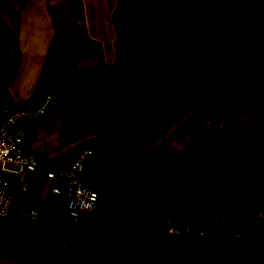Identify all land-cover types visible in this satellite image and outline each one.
Listing matches in <instances>:
<instances>
[{"label":"crops","instance_id":"1","mask_svg":"<svg viewBox=\"0 0 264 264\" xmlns=\"http://www.w3.org/2000/svg\"><path fill=\"white\" fill-rule=\"evenodd\" d=\"M202 1L0 0V113L51 93L45 114L14 125L22 145L45 169L91 147L81 181L99 191L73 221L44 174L28 171L25 190L14 180L0 264H56L157 223L264 239L246 180L264 139V0Z\"/></svg>","mask_w":264,"mask_h":264},{"label":"rangeland","instance_id":"2","mask_svg":"<svg viewBox=\"0 0 264 264\" xmlns=\"http://www.w3.org/2000/svg\"><path fill=\"white\" fill-rule=\"evenodd\" d=\"M211 2L203 0L201 5L208 6ZM131 5L134 9L135 2L131 1ZM214 6L215 3L211 7ZM243 132L250 134V142L257 141L250 129ZM256 151V171L246 175V180L256 181L258 194L264 201V139ZM56 260V264H264V239L197 241L167 232L164 225L157 223L115 234L104 242L85 240L84 248L78 254H65Z\"/></svg>","mask_w":264,"mask_h":264},{"label":"built area","instance_id":"3","mask_svg":"<svg viewBox=\"0 0 264 264\" xmlns=\"http://www.w3.org/2000/svg\"><path fill=\"white\" fill-rule=\"evenodd\" d=\"M53 95L45 93L32 101H13L7 104L0 113V220H5L15 201L9 191L14 180L24 182L28 171L44 174L52 181L51 191L64 200L66 214L77 221L83 213L93 212L98 204V189L81 181L85 161L92 153V148L84 146L78 150L68 167L56 169L41 168L42 157L33 150L25 149L22 136L14 125L19 119L33 120L45 114L52 103ZM33 217L36 212L33 211ZM253 224L264 231V205L255 206ZM208 238L210 233L197 230L188 237Z\"/></svg>","mask_w":264,"mask_h":264},{"label":"trees","instance_id":"4","mask_svg":"<svg viewBox=\"0 0 264 264\" xmlns=\"http://www.w3.org/2000/svg\"><path fill=\"white\" fill-rule=\"evenodd\" d=\"M239 134H241V133H239ZM249 136H250V134H249ZM190 238H194L195 240H197V241H205V242H210L211 240H210V237H208V238H206V237H204V238H200V237H190ZM241 240H243V239H241ZM244 241H250V240H245L244 239Z\"/></svg>","mask_w":264,"mask_h":264}]
</instances>
